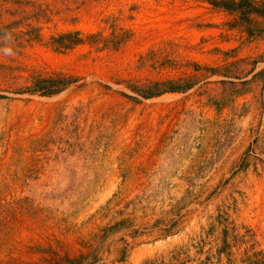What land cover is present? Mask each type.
<instances>
[{
	"label": "rangeland",
	"instance_id": "rangeland-1",
	"mask_svg": "<svg viewBox=\"0 0 264 264\" xmlns=\"http://www.w3.org/2000/svg\"><path fill=\"white\" fill-rule=\"evenodd\" d=\"M248 1L261 15L0 0V264H264V0ZM69 32L82 43L56 51ZM34 74L72 83L17 92Z\"/></svg>",
	"mask_w": 264,
	"mask_h": 264
},
{
	"label": "trees",
	"instance_id": "trees-1",
	"mask_svg": "<svg viewBox=\"0 0 264 264\" xmlns=\"http://www.w3.org/2000/svg\"><path fill=\"white\" fill-rule=\"evenodd\" d=\"M209 3L218 9L237 12L241 20L247 19L252 14L261 15V8L256 7L254 3L248 0H208ZM82 43V39L78 32H69L59 35L57 38H52V44L56 51L69 50ZM29 86H25L17 92H25L30 94H39L40 96H52L60 93L69 84L72 79L61 77L59 75H50L43 77L42 75L34 74L31 78ZM176 88H169L167 92H175ZM159 92H149L148 97L156 96ZM160 94V93H159ZM0 98L3 96L0 95Z\"/></svg>",
	"mask_w": 264,
	"mask_h": 264
},
{
	"label": "clouds",
	"instance_id": "clouds-1",
	"mask_svg": "<svg viewBox=\"0 0 264 264\" xmlns=\"http://www.w3.org/2000/svg\"><path fill=\"white\" fill-rule=\"evenodd\" d=\"M6 41H11V35L9 33H5L3 37ZM0 52H2L4 55L12 56L15 53L13 52V49L11 47H4L0 49Z\"/></svg>",
	"mask_w": 264,
	"mask_h": 264
}]
</instances>
